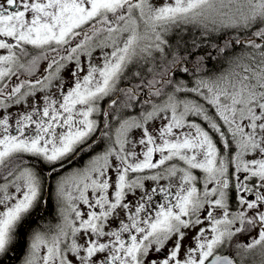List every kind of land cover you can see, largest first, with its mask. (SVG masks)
<instances>
[{"label": "snow or ice", "instance_id": "snow-or-ice-1", "mask_svg": "<svg viewBox=\"0 0 264 264\" xmlns=\"http://www.w3.org/2000/svg\"><path fill=\"white\" fill-rule=\"evenodd\" d=\"M247 254L264 264V0H0V264Z\"/></svg>", "mask_w": 264, "mask_h": 264}, {"label": "flooded vegetation", "instance_id": "flooded-vegetation-1", "mask_svg": "<svg viewBox=\"0 0 264 264\" xmlns=\"http://www.w3.org/2000/svg\"><path fill=\"white\" fill-rule=\"evenodd\" d=\"M41 68H42V71H43V67H41ZM87 159H88L87 156H83L82 158H77V160L72 164V167H81V166H83V164L86 163ZM54 207H55V205H54ZM49 221H51L52 224H55V223L58 222V220L56 218V209H55L54 217L49 219L47 222H43V223H48ZM250 238L251 237L248 236L247 233H245V234L241 235L239 240L236 241V242L246 243V242H248V240ZM245 264H260V257L258 255L247 254V259L245 261Z\"/></svg>", "mask_w": 264, "mask_h": 264}, {"label": "trees", "instance_id": "trees-1", "mask_svg": "<svg viewBox=\"0 0 264 264\" xmlns=\"http://www.w3.org/2000/svg\"><path fill=\"white\" fill-rule=\"evenodd\" d=\"M221 63H216V62H213V61H209V62H207L206 67H207V69L211 70V72L215 73L216 70H218V65L221 64ZM54 205L55 204L53 203V205L49 209L50 215H46V219L44 221H42V223L43 222H47L49 219L54 217V215H55V207H54Z\"/></svg>", "mask_w": 264, "mask_h": 264}, {"label": "rangeland", "instance_id": "rangeland-1", "mask_svg": "<svg viewBox=\"0 0 264 264\" xmlns=\"http://www.w3.org/2000/svg\"><path fill=\"white\" fill-rule=\"evenodd\" d=\"M226 67L227 66L225 64L221 63V64L218 65V70L220 71L221 69H224ZM218 70H216L215 73H218L219 72ZM40 71H42V68L40 69ZM65 75H67V74H65ZM127 114H134V112L131 111V110H128V113Z\"/></svg>", "mask_w": 264, "mask_h": 264}]
</instances>
